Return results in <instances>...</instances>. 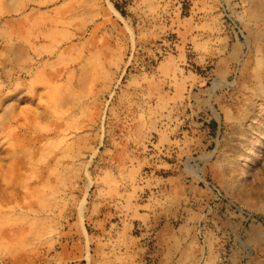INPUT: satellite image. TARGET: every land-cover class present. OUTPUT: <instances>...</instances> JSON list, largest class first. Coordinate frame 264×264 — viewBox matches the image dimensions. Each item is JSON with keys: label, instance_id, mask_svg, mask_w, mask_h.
<instances>
[{"label": "rangeland", "instance_id": "1", "mask_svg": "<svg viewBox=\"0 0 264 264\" xmlns=\"http://www.w3.org/2000/svg\"><path fill=\"white\" fill-rule=\"evenodd\" d=\"M0 264H264V0H0Z\"/></svg>", "mask_w": 264, "mask_h": 264}]
</instances>
